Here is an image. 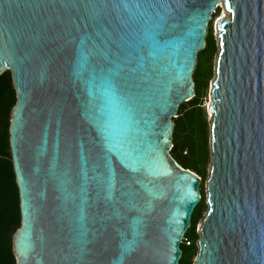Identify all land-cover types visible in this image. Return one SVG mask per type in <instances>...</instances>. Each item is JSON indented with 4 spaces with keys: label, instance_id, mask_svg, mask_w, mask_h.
Listing matches in <instances>:
<instances>
[{
    "label": "water",
    "instance_id": "1",
    "mask_svg": "<svg viewBox=\"0 0 264 264\" xmlns=\"http://www.w3.org/2000/svg\"><path fill=\"white\" fill-rule=\"evenodd\" d=\"M220 4L194 264H264V0H0L16 264H179L202 178L172 119Z\"/></svg>",
    "mask_w": 264,
    "mask_h": 264
},
{
    "label": "trees",
    "instance_id": "2",
    "mask_svg": "<svg viewBox=\"0 0 264 264\" xmlns=\"http://www.w3.org/2000/svg\"><path fill=\"white\" fill-rule=\"evenodd\" d=\"M211 35L212 25L210 23L206 35L207 45L198 53V63L193 75L196 91V96L192 99L194 102H197L201 97V87L198 89L196 80L200 65V55L209 50V39ZM16 101V90L13 84L12 73L7 70L0 75V264H16V258L13 253V235L21 226L20 195L10 147V119ZM182 108L183 106H180L179 110H182ZM180 115L181 116L175 120L173 132L174 147L172 149V154L183 167L189 168L201 176L199 173L201 169L198 168L197 164L186 162V156L180 154L179 150L181 146L190 147V149L191 147L196 148L192 136V126L198 123V120H201L204 125L205 116H203L202 119V114L197 109L188 111L185 114L181 112ZM201 193V202H203L202 188ZM196 209L192 215L191 232L190 234L186 233L185 236L189 244H181L183 255L179 264H190L193 256H196L198 252V247L195 242L192 244V239H194L196 235H191V233L194 232L196 224Z\"/></svg>",
    "mask_w": 264,
    "mask_h": 264
},
{
    "label": "rangeland",
    "instance_id": "3",
    "mask_svg": "<svg viewBox=\"0 0 264 264\" xmlns=\"http://www.w3.org/2000/svg\"><path fill=\"white\" fill-rule=\"evenodd\" d=\"M222 7L217 8L216 12L213 14V20L210 22L212 25V35L209 39V50L203 52L200 55V65L199 70L197 73V83H198V89L201 87V97L197 102H194L193 100L182 103L181 106H183L182 110H179L178 117H180L181 112H184V114L188 111H191L193 109L199 110V112L203 116H205V123L203 125V122L201 120H198L199 122L196 124H193V138L196 145V148H192L186 151V146H181L180 148V154H184L186 156V162H193L194 164H197L198 168L201 169V178H202V185L201 188L203 190V202L199 203L197 206L196 212V224L194 232L191 233V235H196L194 239H192V244L195 242V244H198V240L201 234V226L203 223V220L205 216L207 215V212L209 210V204H208V190H207V180L209 178L210 169H211V163H212V152H211V122L212 118L210 116V113L208 112V104H209V98H210V90L213 84V81L216 77V65H217V58L218 54L220 52V40H219V32L216 27V23L218 18L221 17L223 12ZM227 17H229V13L227 14ZM13 79V78H12ZM14 84V82H13ZM15 87V86H14ZM197 103V104H196ZM177 118H173L172 120L175 122ZM192 155V156H191ZM190 156V157H189ZM189 157V158H187ZM191 229L187 232V234H190ZM186 244H189V241H185ZM196 256H193L191 263L194 264ZM187 264V263H184Z\"/></svg>",
    "mask_w": 264,
    "mask_h": 264
},
{
    "label": "bare ground",
    "instance_id": "4",
    "mask_svg": "<svg viewBox=\"0 0 264 264\" xmlns=\"http://www.w3.org/2000/svg\"><path fill=\"white\" fill-rule=\"evenodd\" d=\"M219 7H222V8H224V6L222 5V4H220V5H217V8H219ZM217 8H216V10H217ZM216 12V11H215ZM214 14V13H213ZM227 14H228V12H227V10L224 8L223 9V12H222V15H221V17H225V16H227ZM212 17H213V15H212ZM213 19V18H212ZM218 20H219V18H218ZM217 20V21H218ZM212 21V20H211ZM206 39V38H205ZM209 105V104H208ZM210 113V112H209ZM210 116H211V118H212V114L210 113Z\"/></svg>",
    "mask_w": 264,
    "mask_h": 264
},
{
    "label": "built area",
    "instance_id": "5",
    "mask_svg": "<svg viewBox=\"0 0 264 264\" xmlns=\"http://www.w3.org/2000/svg\"><path fill=\"white\" fill-rule=\"evenodd\" d=\"M186 240H187V239H186V238H184V239H183V241H182V243H185V241H186Z\"/></svg>",
    "mask_w": 264,
    "mask_h": 264
}]
</instances>
